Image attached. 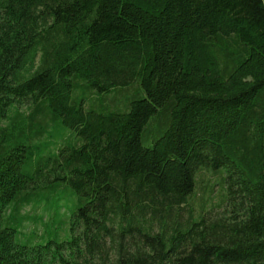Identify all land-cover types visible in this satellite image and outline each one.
Segmentation results:
<instances>
[{
	"label": "trees",
	"instance_id": "16d2710c",
	"mask_svg": "<svg viewBox=\"0 0 264 264\" xmlns=\"http://www.w3.org/2000/svg\"><path fill=\"white\" fill-rule=\"evenodd\" d=\"M0 121V264H264V0H0Z\"/></svg>",
	"mask_w": 264,
	"mask_h": 264
},
{
	"label": "rangeland",
	"instance_id": "374dc122",
	"mask_svg": "<svg viewBox=\"0 0 264 264\" xmlns=\"http://www.w3.org/2000/svg\"><path fill=\"white\" fill-rule=\"evenodd\" d=\"M132 92V89L128 91L121 92L119 94H111L108 97V100L114 101V105L116 103L122 104L126 96H128ZM121 106V105H120ZM5 123L0 121V126H4ZM150 142H145L146 145H149ZM197 183L198 189L197 194L198 197H203L206 201V209L209 211V216L218 217L221 215H228L230 212V207L228 204L224 203L223 200L225 198V186L222 184V175L220 172L214 173L211 171H201L197 175ZM199 201L195 202L196 209L198 208ZM29 209H27L28 211ZM32 216L41 215V211L31 212ZM35 228L34 222H29L26 224V232H30Z\"/></svg>",
	"mask_w": 264,
	"mask_h": 264
}]
</instances>
